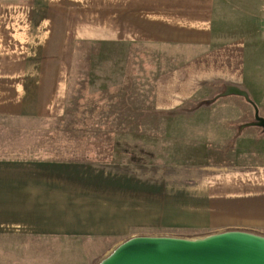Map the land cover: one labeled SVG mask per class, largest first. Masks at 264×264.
Masks as SVG:
<instances>
[{
  "label": "crops",
  "instance_id": "crops-1",
  "mask_svg": "<svg viewBox=\"0 0 264 264\" xmlns=\"http://www.w3.org/2000/svg\"><path fill=\"white\" fill-rule=\"evenodd\" d=\"M236 9L223 0H0V242L24 247L64 238L119 242L142 231L190 238L231 228L264 232V162L63 156L64 98L78 72L81 41L120 59L142 47L181 54L173 66L151 70L158 112L200 100L214 85L257 87L252 102L264 105L256 86L264 67L245 64L262 39L252 10ZM88 69L103 89L138 74L113 62Z\"/></svg>",
  "mask_w": 264,
  "mask_h": 264
},
{
  "label": "rangeland",
  "instance_id": "rangeland-1",
  "mask_svg": "<svg viewBox=\"0 0 264 264\" xmlns=\"http://www.w3.org/2000/svg\"><path fill=\"white\" fill-rule=\"evenodd\" d=\"M223 1L234 9L252 10L257 23V36L262 41L256 39L254 52H247L245 64L249 68L264 67V0ZM144 49L151 50V53ZM94 52H97L95 56ZM158 53L148 47L137 48L134 55L123 58L124 64L122 58L104 54L90 43L79 42L74 57V67L78 72L74 71L73 81L64 98L61 121L63 156L106 161L136 160L140 157L147 160L154 157L160 161L190 163L264 162V128L258 119L264 120V105L253 104L256 99L250 94L259 89L254 86L251 90L249 87L234 89L214 85L200 100L192 101L171 113L158 112L152 109L151 70H164L180 62L182 57L181 54L161 50ZM112 62L134 67L139 72L136 70L138 74L134 78H124L127 81L123 84L103 89L104 85L97 83L88 68ZM256 86L264 93V82ZM229 95L250 104L244 105L239 101L237 105H228L225 101ZM218 102H224L225 105H213ZM205 105L210 108L192 115V110ZM127 110L132 111L127 113ZM214 130L225 136L214 137ZM24 132L30 133L27 130ZM240 230L264 235V232L245 228ZM152 232L155 233L136 232L117 241L121 242L133 235L185 234L182 231ZM112 242H115L114 246L107 249V245ZM119 242L109 238L97 239L95 242H76L64 238L49 244L31 243L32 246L27 244L24 247L0 242V264H97Z\"/></svg>",
  "mask_w": 264,
  "mask_h": 264
},
{
  "label": "water",
  "instance_id": "water-1",
  "mask_svg": "<svg viewBox=\"0 0 264 264\" xmlns=\"http://www.w3.org/2000/svg\"><path fill=\"white\" fill-rule=\"evenodd\" d=\"M97 264H264V235L238 228L193 238L133 235Z\"/></svg>",
  "mask_w": 264,
  "mask_h": 264
},
{
  "label": "trees",
  "instance_id": "trees-1",
  "mask_svg": "<svg viewBox=\"0 0 264 264\" xmlns=\"http://www.w3.org/2000/svg\"><path fill=\"white\" fill-rule=\"evenodd\" d=\"M129 111H132V110H127V113H128Z\"/></svg>",
  "mask_w": 264,
  "mask_h": 264
}]
</instances>
